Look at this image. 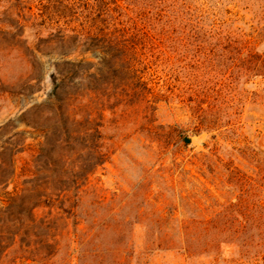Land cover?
<instances>
[{
    "label": "rangeland",
    "instance_id": "obj_1",
    "mask_svg": "<svg viewBox=\"0 0 264 264\" xmlns=\"http://www.w3.org/2000/svg\"><path fill=\"white\" fill-rule=\"evenodd\" d=\"M0 264H264V0H0Z\"/></svg>",
    "mask_w": 264,
    "mask_h": 264
},
{
    "label": "trees",
    "instance_id": "obj_2",
    "mask_svg": "<svg viewBox=\"0 0 264 264\" xmlns=\"http://www.w3.org/2000/svg\"><path fill=\"white\" fill-rule=\"evenodd\" d=\"M134 34L135 33L131 34L129 31H127L124 25L120 27L115 26L113 29L108 30L104 28H98L95 30L88 29L87 31L82 33V38L84 37L83 40L88 41V44L92 46L90 48H85L83 50V53L99 49V51H102L104 53L103 58H106L107 61L114 60V58L116 59V57L117 59H121V56H116L113 50H122L124 48H127L129 44V36L131 37V41H133V39L135 38ZM99 70H101V68ZM59 71L60 70L57 69V72ZM73 73H76V71L66 70L63 75L67 77L69 75L72 76Z\"/></svg>",
    "mask_w": 264,
    "mask_h": 264
},
{
    "label": "water",
    "instance_id": "obj_3",
    "mask_svg": "<svg viewBox=\"0 0 264 264\" xmlns=\"http://www.w3.org/2000/svg\"><path fill=\"white\" fill-rule=\"evenodd\" d=\"M187 141H189V139H187Z\"/></svg>",
    "mask_w": 264,
    "mask_h": 264
}]
</instances>
